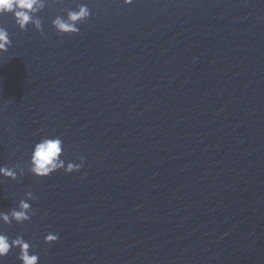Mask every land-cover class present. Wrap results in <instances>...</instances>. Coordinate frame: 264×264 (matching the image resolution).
I'll return each instance as SVG.
<instances>
[{"label":"water","instance_id":"water-1","mask_svg":"<svg viewBox=\"0 0 264 264\" xmlns=\"http://www.w3.org/2000/svg\"><path fill=\"white\" fill-rule=\"evenodd\" d=\"M78 3L92 15L57 34ZM44 5L43 35L0 16V166L26 164L43 136L85 163L0 177V211L37 197L0 231L38 264H264V0Z\"/></svg>","mask_w":264,"mask_h":264},{"label":"clouds","instance_id":"clouds-1","mask_svg":"<svg viewBox=\"0 0 264 264\" xmlns=\"http://www.w3.org/2000/svg\"><path fill=\"white\" fill-rule=\"evenodd\" d=\"M124 5H131L133 0H122ZM44 0H0V16L11 14L16 26L21 31L27 30L31 25L36 31L43 35L42 21L37 15L44 8ZM92 15V10L87 3H78L71 7L64 15H56L52 21V27L59 35H75L80 31V25L84 24ZM35 17V19H34ZM12 41L5 27L0 26V54L6 53L11 47ZM64 145L60 136H43L34 143L30 157L26 164L15 163L12 166H0V177L16 180L23 177L25 172L33 176L44 178L63 170L65 174H72L80 171L84 166L85 158L78 156L79 162L63 159ZM37 197L32 191L24 193L15 207L8 211H0V222L4 225H11L14 222L23 224L30 221L34 215L31 202ZM59 239L57 233L48 232L44 236L46 244L54 243ZM33 245L23 235H16L14 238L7 233L0 231V260L6 257L12 249H18L17 259L21 264H38L39 254L32 253ZM31 253V254H30Z\"/></svg>","mask_w":264,"mask_h":264}]
</instances>
